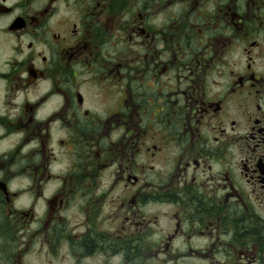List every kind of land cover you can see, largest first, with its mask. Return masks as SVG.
Wrapping results in <instances>:
<instances>
[{
	"label": "flooded vegetation",
	"instance_id": "1",
	"mask_svg": "<svg viewBox=\"0 0 264 264\" xmlns=\"http://www.w3.org/2000/svg\"><path fill=\"white\" fill-rule=\"evenodd\" d=\"M0 264H264V0H0Z\"/></svg>",
	"mask_w": 264,
	"mask_h": 264
}]
</instances>
